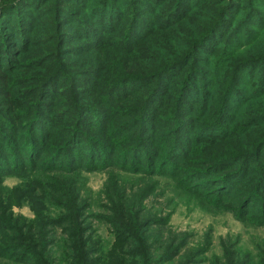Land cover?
I'll return each mask as SVG.
<instances>
[{
  "label": "rangeland",
  "instance_id": "obj_1",
  "mask_svg": "<svg viewBox=\"0 0 264 264\" xmlns=\"http://www.w3.org/2000/svg\"><path fill=\"white\" fill-rule=\"evenodd\" d=\"M3 1L0 0V3ZM11 1L15 2L16 0ZM100 1L102 0H24L19 8L13 12L14 19H10L12 17L9 14L3 19V25L0 26V47L5 43L1 40L6 39L4 32H7V24L12 25V27L13 25L17 26L20 20L21 23L24 22L30 27V35L26 42L28 44L27 52H22L24 51L21 48L22 42L20 48L16 42L7 46L9 52L0 51L4 56L0 61V70L4 66L8 80L14 90L13 111L0 96V181L4 194L14 206L11 210L14 212L10 216L11 222L15 226L17 224L22 226V219L33 218L34 214L27 197L23 196L19 199L20 195L14 193L15 187L20 184L26 186L32 179L28 173L13 169L15 159L8 157L9 152L20 153L19 146L26 147L25 142L27 141V150L31 148V152L36 150L37 154L41 150L39 149L40 144H37L36 141L42 142L43 145L47 146V153H42L43 159L37 164L38 168L35 171L37 174L41 173L43 169L51 168L45 167V158L56 152L55 147L62 146L61 159L66 157L64 160H69L71 165L75 166L74 160L80 163L82 159V156L77 153V145L89 143L98 149L107 150L102 157L101 164H113L115 167L112 170H118V167L123 166L119 160L123 156V150L128 148L126 145L132 141L124 137L134 136L143 140L146 145L143 151L129 156V161L126 162V168L131 171L132 178L142 180L131 181L128 184V192L144 189L148 185L146 192L149 196L138 207V212L141 214L140 229L144 230L142 234H146L147 230L160 232L159 237L161 232L181 234L183 242L187 243V246L183 250L181 249L180 260L189 254V250L193 246L209 250L200 259L199 264L229 262L236 253L243 256L244 259H248L251 253L254 255L258 253L257 248L264 250V227L260 228L264 224V184L262 183L264 178V150L252 159L235 161V156L242 152L252 151L258 140L264 137V125L249 126L245 131H237L242 115L239 109L243 107L241 105L243 101L241 102L239 98L237 102L233 101L234 104L229 109V116L224 117L222 123H218L215 130L211 132L197 131L207 120V115L213 113L211 102L208 113L203 115L204 104L207 105L204 102V93H211L212 91V85L210 83L207 85V83L210 80L212 82L214 77L219 75L220 72L216 70L222 66L221 63L214 64L212 58H215L216 54L220 52L224 41H241L244 38V42H246V30H256L257 32L259 26H256L253 20L264 26V0H235L230 11L226 13L224 22L230 16L232 19L229 20L228 24L224 23L219 29L221 31L219 39L209 41L210 43L207 42L193 51L198 60L197 67L204 72L199 77H195L194 82L191 83V85H196L198 92H200L201 99L196 107L194 109L188 108L191 102L189 98L179 101V90L176 89L175 85L187 74L191 63L197 62V60H191L184 69L179 70L175 81L166 80L160 88L154 90L155 93L146 107L145 116L147 120L141 119L142 109L144 99L146 96L148 97L149 91L154 92L152 89L157 84L155 80L135 82L140 87L130 94L127 93V89L112 91L109 85L115 80H123L126 78L124 75L126 71H131L134 66L141 64L142 53L146 49H153L155 36H147L148 31H144L139 23L134 26L135 30L133 28L132 33L133 37L134 35L142 36L139 38L138 45L132 49L134 54L128 51L127 44H114L112 42H118L124 38L125 30L133 18L129 13L132 6L136 4L137 8L144 11L143 6L146 1L155 8H162L173 4L172 0H166L165 3H162L161 0H105V4L96 5ZM189 4L190 6L182 18L189 20L177 31L175 29L159 31L156 28V34L164 35L163 42L168 44L169 49L174 53H179L185 49L184 52L194 49L196 47L195 41L200 37L203 30L210 27L214 21H218L217 10L226 7L229 0H224V2L222 0H192ZM94 6L100 10L103 7L112 6L114 10L112 9L107 17L110 18L111 15L113 17L105 20L106 25H101L98 30H92L95 32H87V26L85 28L82 23L87 24L85 21H93L91 14L94 13ZM180 8L184 9L183 3ZM253 9L256 14L248 20L247 17ZM141 14H143L141 21L149 23V30H153L155 21L146 11ZM115 15L117 18L119 17V20L121 18V24L119 20H115V24L113 23ZM251 20L254 24L251 23ZM238 24L245 31L235 35L237 29L234 28ZM107 27H111L112 30L116 28V31L107 33L104 30L109 29ZM260 30L264 33V28H260ZM9 33L12 34V30ZM171 33H177L178 39L172 38ZM10 34L7 35L10 36ZM222 34H226V36L217 46L216 51L208 57L204 46L205 49L213 47L221 41ZM46 36H48L46 40L50 41L46 42ZM11 38L8 37L9 43L13 42ZM260 38V45L262 46L264 35ZM153 50L158 57L165 58L167 56V52L160 50L157 46ZM214 50L215 48L211 51ZM252 52L253 50H250L247 53ZM40 53L50 56L46 62L42 63L38 57L40 61L35 64V67L29 69L22 66L27 59L34 58ZM201 55H205L204 59H200ZM56 62L57 65H55ZM208 63L212 64V68L207 65ZM142 64L145 66V59ZM59 65H61L60 69L62 70L60 77L52 81L47 87H50L48 89L50 94L54 93L57 87L63 88V91H57L56 96H49L50 98L47 94L41 95L43 93L37 90V86L41 83L42 77L46 73L49 74V77ZM215 71L216 73L210 79L205 75ZM249 71V69L244 70L242 74L244 80L249 78ZM262 71L264 72L263 65L258 68L257 72L260 75ZM25 78H29L28 81H25ZM220 79L221 76L218 81ZM1 84L0 81V87ZM29 89L34 91L29 92ZM243 89L246 90V87L243 86ZM75 90L78 92H74ZM40 95L42 100H39ZM242 97L250 98L247 100L249 103L254 101L253 95L247 91ZM39 101L46 103L43 102V105H39ZM158 108L161 110H157ZM154 110H157L158 115L157 119L153 121L154 123H151L148 117ZM41 114L44 115V118H39ZM19 116L27 119L18 120ZM35 118L41 124V130L45 134L44 139L37 135L36 140H31L29 133L28 137L25 135L27 124L24 123L26 120L32 121ZM167 118H170L172 123L169 124ZM134 120H138L137 125L134 127L128 125ZM91 124L93 125L91 126ZM122 125L126 127L117 132L119 139L115 140L111 134ZM75 127H79L83 135L78 137V143L75 140L72 144L67 145L66 139H68L71 129ZM172 130L173 134L177 136V145L168 152L166 145L167 142L171 141L170 132ZM34 143L35 146H33ZM102 143H110L116 152L120 153L112 154L109 147L100 145ZM73 153L76 157L73 155L72 160H70L68 156ZM164 157H169L166 159L168 165L166 164L165 167L159 169L158 163ZM229 157L232 159H227L212 169H208V165H205L207 162ZM141 158L146 159L141 160ZM181 158L184 159L181 160ZM147 159L148 161H146ZM91 160L96 159H90L89 162ZM149 161L152 162L150 165H148ZM35 165L36 163L31 164V167ZM155 165L156 167H154ZM87 168H90V165ZM82 169L83 174L87 176L85 180L89 182L90 188L94 191L93 194L99 193L108 182L107 171L102 170V168L94 169L93 172L85 170V167ZM197 171H200L199 176L190 177L191 173ZM206 171L208 172L205 173ZM232 171H235V174L229 179L222 180L219 178L220 173L226 172L228 174ZM175 181H178L179 184L183 182V186L198 190L206 197L211 206L217 205L221 207V211L205 208L200 204L197 205L185 197L180 198L174 192ZM238 181L242 183L235 185ZM257 192L260 196L257 195ZM251 193H254L251 202L241 211L240 206L245 195ZM94 212L97 215H95L96 217H92L94 215L89 217L87 221L89 226L86 228L92 226L95 233L98 232L109 240L114 227L105 218L111 216L110 213L98 209H95ZM4 213L9 214L6 211ZM101 216L104 219L100 222L98 219ZM166 217L171 219L170 223L166 226H160ZM54 230L59 233L64 232L60 226L55 227ZM120 232L124 236L123 238L128 237L124 230ZM177 248H180V245ZM10 254L13 256L20 255L21 251L14 252L11 250ZM163 259L166 261L167 257ZM261 261H264V257Z\"/></svg>",
  "mask_w": 264,
  "mask_h": 264
},
{
  "label": "trees",
  "instance_id": "obj_2",
  "mask_svg": "<svg viewBox=\"0 0 264 264\" xmlns=\"http://www.w3.org/2000/svg\"><path fill=\"white\" fill-rule=\"evenodd\" d=\"M161 1H163L162 3H165L166 0ZM190 1L192 2V0H172L173 4L164 6L162 8H155L154 6H151V3L149 5L148 1H146L143 6L144 11L137 8L136 4L135 6H132V9L129 11V13L131 16H133V18L130 20L128 27L125 30L124 38L118 40V42L112 43L127 44L128 51L132 53V49L138 45L139 38L142 37L139 35H134L133 37L132 34L135 30L134 26L140 23L144 31H148L146 34L147 36H155L153 40V49H155L157 46V48H159L160 50L166 51L167 56H165V58H161L154 54L153 49H146L142 53L143 57L139 55V57H142V60H140L141 64L139 66L136 65L133 67V70L126 71L124 73V75H126V78H124L123 80H115L110 83L109 87L112 91H116L117 89H127V93L130 94L140 87V85L135 82L147 80H155L157 82L156 86L152 89V91H156L157 88H160L161 85L166 82V80L175 81L174 79L179 70L184 69V67H186L191 60H197V57L193 52L194 50L199 49L202 45L209 41L212 42L213 40L219 39V35L221 32L219 31V29L223 26L224 23L228 24L230 22L229 20L232 19L230 16V18H227L224 22V17L227 16L226 13L230 11L235 0H229V4L226 7L217 10V13L219 14L218 21H214L210 27L203 30L200 37L195 41L196 47L194 49H189L186 52H184L186 49L182 50L179 52L180 54L174 53L169 49L168 44H165L163 42L164 35L156 34V28L159 31H172L174 29L175 31H177L180 26L185 25V23L189 19L183 20L182 18L187 8L190 6ZM222 1L224 2V0ZM23 2L24 0H16L15 2L11 0H4L0 3V26L3 25V19L7 15L10 14V17H12L10 19H14L13 12L17 8H19L21 3ZM182 3L184 5V9L180 8L182 6ZM100 4H105V0L96 3V5ZM102 9L100 10V8L94 6V13L91 14L93 17V21L88 20L85 21L87 24L82 23L85 28L87 26V32H95L92 30H98L101 25H106L104 22L105 20L113 17L112 15L110 18L107 17V15L111 13V10H114L112 6H106V8L103 7ZM136 10L138 11L136 12ZM145 11L155 21V28L153 30H149V23H144L141 21V18L143 16V14L141 13H144ZM255 14L256 11L254 9L251 10L247 19L250 20ZM115 20H119V17L117 18L116 15L115 19L113 20L114 24ZM120 20L119 23L121 24L122 21ZM253 22L256 26H259V30H257V32L256 30H246V42H244V38L241 41H224L223 47L220 52L216 54L215 58H212V62L214 64L221 63L222 66L217 68L216 70L220 72L219 75L215 76L212 82L211 80L208 83L206 82L207 85L209 83L210 85H212V91L211 93H204V102L207 105L204 104L203 115H206L208 113L211 102L213 113L207 115V120L202 124L200 128H198V132L202 130L207 132L215 130V127L218 125V123L221 124L224 117L229 116V109H231L234 102H237L239 98L241 99V102L243 101L241 103L243 107L239 109L240 114L242 115L239 120L240 126L237 128V131H245L247 130V128H249V126L253 127L255 125H264V72L262 71L260 75L257 72L260 66H264V44L262 46L260 45V37L264 35V33L261 32L260 28L262 29L264 28V26L256 20H253ZM248 24L250 23L248 22ZM6 27L7 32H4V36L6 39L1 40L5 41V43L0 47V51L9 52L7 46L11 43L16 42L20 48L22 42L21 48L22 50H24L22 52H27L26 48L28 44H26V42L30 35V27L24 22L21 23L20 20L17 26L13 25L12 27V25L7 24ZM107 28L109 29H104L107 33H113L116 31V28L114 30H112L111 27ZM234 29H237L236 31L234 30L235 35L241 34L245 31L244 29H242V26H240V24H238ZM11 30L12 34L9 33ZM7 34H10V36H8ZM170 35L172 38L178 39L177 33H171ZM48 36H46L45 40L48 38ZM224 36H226V34L223 35L220 38L221 41H219L213 47L205 49L204 46V50L207 52L206 55L208 57H210L216 51L217 46L221 44L220 42H222ZM8 37H12L11 39L13 40V42L9 43ZM92 38L94 39V37ZM48 41L50 40H46V42ZM213 48H215V50L211 51ZM244 49H246L245 52H243ZM250 50H253V52L247 53ZM2 57L4 58V56L0 52V61ZM38 57L41 59L42 63H44L50 56L45 53H40L34 58L27 59L25 63L22 64V66L28 67L29 69L30 67H35V64L39 63L40 61ZM204 57L205 55H201L200 59H204ZM144 59L146 63L145 66L144 64H142ZM197 63L198 60L195 64L191 63L187 74L180 80V82L175 83L176 89L179 90V101L188 98L191 99V102L189 103L190 106L188 108L192 107V109L196 107L201 97L199 96L200 92H198V87L196 85H191V83L192 81L194 82L195 77H199L201 73L204 74V72L197 67ZM55 65H57V62L55 63ZM204 65L206 67L208 65L212 68L211 63ZM60 67L61 65L57 66V69L54 72L52 71L49 77V74L47 73L42 77L41 83L37 86V90L39 92L42 91L43 93L41 95L44 96L45 94H47L48 98H50L49 96H56L55 93L63 89L60 87L59 89L57 87V89L55 88V92L50 94L48 92V89L50 87H47L52 81L60 77V73L62 71ZM1 69L0 81L2 82V84L0 87V96L4 99V103L11 107L10 109L12 110V107L14 105V90L8 80L6 69L4 68V66L1 67ZM246 69L250 70L249 78L247 80H244V76L242 74ZM216 71L214 73H207L205 75L210 79V77L214 76ZM222 74L224 75L222 76ZM220 76L221 79L220 81H218V78ZM170 77H172V79H169ZM28 79L29 78H25V81H28ZM243 86L246 87V90L243 89ZM30 91L34 90L29 89V92ZM155 91H149L148 97L146 96L144 99L141 116L142 120H147L145 116L146 107ZM246 91L253 95L252 99L254 101L252 103L247 102V100H249L250 98L242 97V95L246 93ZM74 92L77 93L78 90H75ZM240 92H242V94H240ZM41 95L39 96V100H42ZM53 99L55 98L53 97ZM45 101H39V105H43V102L45 104L47 102ZM214 105H216V108H214ZM177 106L179 107V104H177ZM157 110H159V108ZM157 110L152 111L150 117H148L151 123H154L153 121L157 119ZM39 118H44V115L41 114ZM22 119L27 118H21V116H19L18 120ZM189 120L191 121V119ZM137 122L138 120H134L131 122V124L128 125L134 127V125L138 124ZM167 122L169 124L172 123L170 118H167ZM24 124H27V132L25 133L26 137H28L29 133V135H31V137L29 136L31 140H36L35 137H37V135H40V137L43 139L45 138V134L41 130V124L36 120V118L32 121L26 120ZM92 125L93 124H91V126ZM124 127L126 126H119L117 130H114L112 132L111 135L115 140L119 139L117 132ZM170 134L172 135L171 141L167 142L166 145L168 152L174 149V147H176L177 145V136L173 134V130L170 132ZM82 135L83 132L79 127L71 129L69 137L68 139H66V144H72V142H74L75 140V142L78 143V137H81ZM124 138H128V140L130 139L132 141L126 145V147L128 148L123 150V156L119 159L121 160V163H123V166L118 167V170H112L113 167H115L113 164H101L100 162L102 160V157L107 150L98 149L97 147L92 146L89 143H84L83 145L82 143H80V146L79 144L77 145V153L79 154V156H82V159L80 163H78V161L75 162L74 160V163L76 164L75 166L73 164L71 165V162L69 160H64L66 159V157H62L61 159L60 155L63 151L62 146L55 147L56 152L54 154L52 153L53 155L49 154L45 158V167L49 166L51 168L43 169L41 173L37 174H35V171L36 168H38L37 164L40 163L43 159L42 153H47V146L43 145L42 142L36 141L37 144H40L39 149L41 150L40 153L38 152L37 154L36 150L34 152H31V148L27 150V141L25 142L26 147H23L22 145L19 146L20 153L16 154L12 151L9 152L8 157L15 159L13 169H15L16 171L20 170L19 172L22 173H28V176L32 179L31 182L26 186H22L20 184L15 187L14 193L20 195L19 199H21V197L23 196L27 197L29 206L34 216L33 218H23V227L18 224L15 226L11 222L10 216H12V214L14 213L11 210L14 206L13 203L9 202L7 196L4 194L0 181V213H2L0 214V264L200 263V259H202V257L209 252V250H207L206 248H196L195 246H193L190 248L189 254L185 258H181L180 260L179 253L181 249L183 250L187 246V243L185 244L183 242V236L181 234L161 232V235L159 237L160 232L157 233L155 231L149 230H147L148 232L146 234H142L144 230L140 229L139 224L141 221V214L138 212V207L142 205L144 199L149 196L146 192L148 185L144 189H139L135 192L131 190L130 192H128V184L131 181L142 180H140V178H132L133 175L131 174V171L126 168V162L129 161V156L134 155V153L143 151L146 145L144 144L143 140L135 138L134 136H127ZM95 142L97 141L95 140ZM100 145L106 148L109 147L112 154L120 153L116 152V150L111 146L110 143H102ZM33 146H35V143L33 144ZM263 150L264 137L258 140V143L252 151L242 152L241 154L235 156V161L252 159ZM69 155L70 156L68 157H70V160H72L71 158L73 157L74 153L72 155ZM19 156L20 158L18 159ZM74 157L76 156L74 155ZM93 158L96 160H91V162H89V160ZM142 159L146 158H141V160ZM166 159H169V157L160 159V162L158 163L159 169H162L161 167H165L164 165L166 164L168 165ZM183 159L184 158H181V160ZM227 159L232 158L229 157L225 159L215 160L213 162H207L205 165H208V169H212L213 167L219 165L220 163H223ZM146 161H148V159ZM34 163H36V165L31 167V164ZM151 163L152 162L149 161L148 165H150ZM89 165L90 168H87ZM92 166H94V168L91 169ZM82 167H85V170L92 172L94 171V169L98 168H102V170L107 171V175L109 176L108 182L106 183V185H104L103 189L99 193H96L95 195L93 194L94 191L90 188L89 182L85 180L87 176L83 174L84 172H82ZM154 167H156V165ZM237 170H240V168H237ZM207 172L208 171H206L205 173ZM199 173L200 171H197L193 174L191 173L190 177H197L199 176ZM233 174H235V171H232L228 174L226 172H222L219 174V178L222 180H227ZM188 179L190 180V178ZM175 182L176 186L174 192L177 193L180 198L185 197L190 199V202H193L197 205L200 204L205 208H214L221 211V207L217 205L211 206L206 197L202 193L198 192V190L190 189L189 186H183V182H181L180 184L178 183V181ZM240 183L242 182L238 181L235 183V185H239ZM262 183L264 184V178ZM253 195L254 193L245 195L244 200L242 201L240 206L241 211H243L244 207L251 202ZM257 195L260 196L258 192ZM95 209H98L102 212L107 211L111 215L106 216L105 218V220L109 221L114 227V230H112L111 233L112 236H110L109 240L98 234V232L95 233L92 226L91 228H86V226H89L87 222L89 217H91V215H94L92 217H96L95 215H97L94 212ZM4 211L9 214L6 215ZM103 219L104 217L101 216L98 220L101 222ZM170 221L171 219L166 217L164 219V222H161L160 226H166L168 223H170ZM57 226L62 227L64 229V232H55L54 228ZM262 227H264V224L260 226V228ZM121 230L125 231V233L128 235L127 238H123L124 236L120 234ZM179 245L180 248H177ZM11 250H13L14 252L21 251V254L13 256L12 254H10ZM257 252L258 253L256 255L251 253L248 259H244L243 256L236 253L230 258L229 262L220 261L219 264H264V261H261V259L264 257V250L257 248ZM164 257H167L166 261H164Z\"/></svg>",
  "mask_w": 264,
  "mask_h": 264
}]
</instances>
